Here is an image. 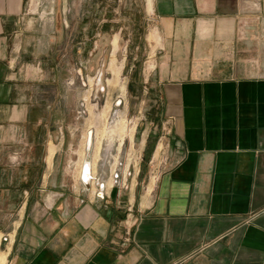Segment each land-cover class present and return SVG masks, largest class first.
Segmentation results:
<instances>
[{"label":"crops","instance_id":"1","mask_svg":"<svg viewBox=\"0 0 264 264\" xmlns=\"http://www.w3.org/2000/svg\"><path fill=\"white\" fill-rule=\"evenodd\" d=\"M72 7L0 0L4 264H264V0H90L140 95L110 150L84 148L82 70L33 32Z\"/></svg>","mask_w":264,"mask_h":264},{"label":"rangeland","instance_id":"2","mask_svg":"<svg viewBox=\"0 0 264 264\" xmlns=\"http://www.w3.org/2000/svg\"><path fill=\"white\" fill-rule=\"evenodd\" d=\"M54 1L62 0H50ZM66 1L73 4L72 10L65 12L57 10L53 15H48L57 19L56 26L35 27L33 32L36 36H47L50 52L56 50L63 52L64 70H72L74 67H80L82 70L76 75L75 82L81 87L79 114L81 132L85 137L84 148L87 133L93 130L98 136L96 144L98 150L102 147L115 148L135 131L134 116L138 110L136 100L140 97L130 85L136 76L130 70H124L123 73L120 70L128 50L126 51L123 42L117 43L116 47L110 41L111 38L102 37L104 33L99 36L101 28L93 26L92 20L103 19L104 12L89 11L90 0ZM34 12L37 18H42L46 14L43 10ZM62 19H68L70 25L63 26ZM57 39L59 43L56 42ZM130 61L131 58L127 60L128 63ZM69 81H72V78H69ZM113 112H117L121 117L115 131L110 129L109 123Z\"/></svg>","mask_w":264,"mask_h":264},{"label":"bare ground","instance_id":"3","mask_svg":"<svg viewBox=\"0 0 264 264\" xmlns=\"http://www.w3.org/2000/svg\"><path fill=\"white\" fill-rule=\"evenodd\" d=\"M36 11V10H35ZM46 15V14H45ZM114 44H115V46L117 47V40H115L114 41ZM115 47V48H116ZM114 60V59H113ZM112 60V63L114 62ZM111 63V64H112ZM113 67V66H112ZM118 111V110H117ZM114 113V112H113ZM113 115V114H112ZM120 120H121V117H120V114L118 115V118L116 119V121H115V123L114 124H112L111 125V128L110 129H112V130H114V129H116L118 126H119V124H120ZM115 131V130H114ZM109 132H110V130H109ZM112 134V133H111ZM93 135V133H89V134H87V139H86V147H90L91 146V144H92V136ZM112 142V141H111ZM110 146V145H109ZM114 146V145H113ZM109 149V148H108ZM111 149V148H110ZM109 149V150H110ZM92 150V149H91ZM104 153H106V152H104ZM111 153H112V151H111ZM104 155V154H103ZM106 160V159H105ZM106 163V162H105ZM90 163L89 162H87V164H85L84 166H83V173H84V179H86V180H88V178H90V173H92L91 172V164L89 165ZM84 168H85V171H84ZM102 181V180H101ZM0 264H4V252H3V254H1L0 255Z\"/></svg>","mask_w":264,"mask_h":264},{"label":"built area","instance_id":"4","mask_svg":"<svg viewBox=\"0 0 264 264\" xmlns=\"http://www.w3.org/2000/svg\"><path fill=\"white\" fill-rule=\"evenodd\" d=\"M118 113H114L113 116L110 117V120H109V123L112 125L115 123L116 119L118 118ZM89 133H93V131L89 132ZM84 171H85V168H84ZM90 178H91V173H90ZM90 178H88V180L84 179V173H83V181L85 180V182H88L90 181ZM104 190V184L101 182L100 183V191H103Z\"/></svg>","mask_w":264,"mask_h":264}]
</instances>
